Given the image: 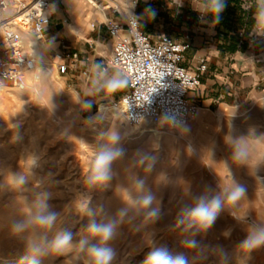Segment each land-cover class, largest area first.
Returning <instances> with one entry per match:
<instances>
[{"label": "rangeland", "instance_id": "1", "mask_svg": "<svg viewBox=\"0 0 264 264\" xmlns=\"http://www.w3.org/2000/svg\"><path fill=\"white\" fill-rule=\"evenodd\" d=\"M117 4L129 14L134 11L133 0ZM165 34L186 44L191 38L180 25ZM46 55L36 87L22 92L23 83L0 91V264H27L23 257L31 246L41 249V264H89L79 241L88 238L93 220L119 221L109 242L116 252L111 264H143L147 253L161 246L172 254L183 253L188 264H264V246L251 252L241 249L250 228L264 225V85L238 96L236 109L223 115L200 111L188 124L185 139L167 138L169 132L158 137L144 131L168 130L163 125L146 121L133 131L125 118L114 123L107 117L103 106L117 102L127 85L112 94L102 89L85 94L80 88L86 78L76 71L60 73L50 49ZM102 72L96 75L99 83L109 74L123 78L115 69ZM91 84L86 88L92 89ZM85 102L91 107L85 109ZM112 131L120 136L116 147L123 154L112 162L108 181L89 185L102 133ZM237 142L249 150L244 162L233 158ZM20 176L23 183L17 180ZM237 184L245 187V195L222 207L210 227L188 226L183 210L194 207L196 197ZM148 191L154 196L151 207L158 210L152 218L129 202ZM123 208L127 213L121 219ZM48 211L57 213L50 228L27 223ZM18 221L26 227L14 233ZM63 231L72 233L71 248L50 253V242Z\"/></svg>", "mask_w": 264, "mask_h": 264}, {"label": "crops", "instance_id": "2", "mask_svg": "<svg viewBox=\"0 0 264 264\" xmlns=\"http://www.w3.org/2000/svg\"><path fill=\"white\" fill-rule=\"evenodd\" d=\"M118 2L57 0L56 13L46 31L47 50L50 49L52 56L56 52L78 53L77 59L64 61L69 66L68 71L78 72L83 80L86 78V86L88 82L92 83V89L80 88L85 94L93 95L99 89V83L93 82H99L96 75L103 73L104 59L112 50L106 22L110 18H121L108 7ZM221 2L224 8L220 13L230 17L229 26L224 25L221 19L217 22L209 13L210 0H139L136 6L133 3V12L139 15L142 29L148 34L157 37L177 25L191 34L184 64L193 71L202 60L208 66L202 75L201 85L190 92V97L200 107L199 112L204 115L214 111L223 115L229 108L236 109L238 96L247 95L258 84L264 85V37H257L253 42L248 40L264 12V0ZM148 8L155 11L154 18ZM91 19L93 23L89 24ZM252 19L253 23L250 22ZM241 33L245 36L242 37ZM233 45L235 50H231Z\"/></svg>", "mask_w": 264, "mask_h": 264}, {"label": "built area", "instance_id": "3", "mask_svg": "<svg viewBox=\"0 0 264 264\" xmlns=\"http://www.w3.org/2000/svg\"><path fill=\"white\" fill-rule=\"evenodd\" d=\"M138 1L133 0L135 6ZM56 9L57 0H0V88L23 83L34 64L28 42L46 40ZM108 9L121 18L106 22L112 50L102 71L115 69L127 81V91L117 101L127 121L135 125L151 121L173 130L188 125L199 113L190 92L201 85L206 61L202 60L196 71L191 70L184 64L188 44L167 34H148L139 15L123 11L118 4ZM257 37H264L261 18L248 40L253 42ZM77 58L78 53L56 52L52 61L60 73H66L69 66L64 60Z\"/></svg>", "mask_w": 264, "mask_h": 264}, {"label": "clouds", "instance_id": "4", "mask_svg": "<svg viewBox=\"0 0 264 264\" xmlns=\"http://www.w3.org/2000/svg\"><path fill=\"white\" fill-rule=\"evenodd\" d=\"M224 4L221 0H210L209 13L219 20V14L223 10ZM147 11L155 16V11L148 8ZM261 19H264V12L260 14ZM132 25H136L135 19L132 20ZM99 68V65H97ZM99 83V82H94ZM127 85V81L119 76H113L99 83V89H102L106 93L112 94L119 90H122ZM91 105L87 102L84 104V108L87 109ZM120 140V136L117 132L112 131L107 134V143L101 145L98 155L95 158L94 164L91 169V174L87 177L89 185L101 184L108 181L111 178V165L119 156L123 154V150L116 147ZM249 156V150L243 142H237L234 149V160L237 162H244ZM19 183L24 182V177L17 178ZM139 186L143 188V182H139ZM246 189L242 185H234L230 189L225 188L223 192L216 195H201L196 197L195 206L191 208H185L183 210V216L189 221L188 226H196L199 229H207L216 220L222 207L225 205H234L245 195ZM154 201L153 194L148 191L141 195L137 200L129 202L134 206L147 210V216L152 218L158 215V210L152 208ZM127 213V208H123L119 211L118 216L122 219ZM57 218V213L54 211H48L46 214H37L33 216L27 223L33 224L38 228L47 229L50 228ZM118 220H108L107 222H97L93 220L87 226L88 238L81 239L79 241V247L83 250L86 248L90 260L89 264H111L116 252L115 249L110 246L109 242L114 238L115 229L118 224ZM185 222L184 219L179 220L180 224ZM26 227L24 221H18L13 225L14 233L22 232ZM96 241V243H90V239ZM72 233L69 231H63L59 233L53 241L50 242L48 250L52 254H62L68 251L72 246ZM190 244L195 246L196 242L191 241ZM264 246V225H253L247 237L241 243V249L244 252H251L254 249H258ZM41 249L36 246H31L28 253L23 257L27 264H41L39 256L41 255ZM143 264H188L187 257L183 253L172 254L165 246L154 247L151 249Z\"/></svg>", "mask_w": 264, "mask_h": 264}, {"label": "bare ground", "instance_id": "5", "mask_svg": "<svg viewBox=\"0 0 264 264\" xmlns=\"http://www.w3.org/2000/svg\"><path fill=\"white\" fill-rule=\"evenodd\" d=\"M47 48H48V42L45 39H43V40H33V41H29L28 42L27 49L32 54V56L34 57V64H33L32 68L30 69L32 71L31 74H29V71H27V73L25 75L26 80H25V82H23L24 84L22 83L23 84V87L21 88L22 92H24V91H26L28 89L31 90L32 88L36 87V84L39 81L40 73L46 67V66L43 67V65L47 62V55H46ZM6 86H9V85H6ZM6 86H2L0 88V91L2 89H4V87H6ZM0 94H2V93H0ZM103 110L105 111V113H106L107 117L109 118V120L113 121L114 123L117 122L119 119H122V118L126 119V117H125V115L123 113L122 107H121V105L118 102L111 103V105H104L103 106ZM127 124H128L127 127L130 128V130L135 131L137 129H140L141 126L144 123L135 125V124H131L129 121H127ZM188 127L189 126L186 125V126H184L182 128H179L178 130H173V129L165 130L163 128L165 131H161L158 127H156V128L145 130L144 132H147V131L151 132V133H153L154 135H156L158 137L161 136L162 133H166V132L168 133L169 132V134H168L169 136H167V138H170V136L172 137V135H173V136H176L178 138L185 139V138H187L189 136V132H187V128ZM101 140H100L101 141V143H100L101 145H104V144L107 143V132L106 133H102Z\"/></svg>", "mask_w": 264, "mask_h": 264}, {"label": "trees", "instance_id": "6", "mask_svg": "<svg viewBox=\"0 0 264 264\" xmlns=\"http://www.w3.org/2000/svg\"><path fill=\"white\" fill-rule=\"evenodd\" d=\"M219 19H221L222 20V22H223V24L224 25H226V26H229L230 25V22H229V20H230V17L229 16H223L221 13L219 14ZM250 22H252L253 23V19L250 21ZM234 37V36H233ZM233 41H235V43H236V40H233ZM236 49V47H235V45H233L232 47H231V50H235ZM127 87V86H126Z\"/></svg>", "mask_w": 264, "mask_h": 264}]
</instances>
